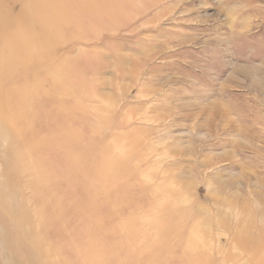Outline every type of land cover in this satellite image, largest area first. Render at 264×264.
<instances>
[{
  "label": "rangeland",
  "instance_id": "rangeland-1",
  "mask_svg": "<svg viewBox=\"0 0 264 264\" xmlns=\"http://www.w3.org/2000/svg\"><path fill=\"white\" fill-rule=\"evenodd\" d=\"M0 264H264V0H0Z\"/></svg>",
  "mask_w": 264,
  "mask_h": 264
},
{
  "label": "bare ground",
  "instance_id": "bare-ground-1",
  "mask_svg": "<svg viewBox=\"0 0 264 264\" xmlns=\"http://www.w3.org/2000/svg\"><path fill=\"white\" fill-rule=\"evenodd\" d=\"M43 48V47H42Z\"/></svg>",
  "mask_w": 264,
  "mask_h": 264
}]
</instances>
